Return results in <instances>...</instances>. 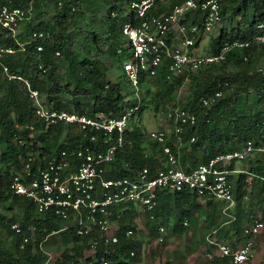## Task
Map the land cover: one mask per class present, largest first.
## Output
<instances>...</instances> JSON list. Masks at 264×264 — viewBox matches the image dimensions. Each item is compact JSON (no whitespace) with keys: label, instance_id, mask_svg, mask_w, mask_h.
<instances>
[{"label":"trees","instance_id":"obj_1","mask_svg":"<svg viewBox=\"0 0 264 264\" xmlns=\"http://www.w3.org/2000/svg\"><path fill=\"white\" fill-rule=\"evenodd\" d=\"M41 2L42 0H0V7L7 4L38 10ZM63 2V9L52 14L49 20L27 23V26H33L48 34L43 41L44 49L39 52L36 43H31L20 56H7L5 61L11 70L20 71L27 76L54 108L91 115L104 113L108 117L121 115L127 107L135 103V97L131 90H123L126 87L124 76L117 80L108 76V67L102 57L108 53L115 62H119L121 69L122 57L117 48L122 44L121 25L129 18L125 15L128 0L109 1L104 18L107 26V41L104 42L108 43V47L104 49L101 45L103 39H100L94 29L93 21L88 20V10L84 3L79 0ZM220 2L222 19L225 14L230 16L231 21L239 16L241 19L236 25L223 26L213 49L207 52H218L225 41L251 37L256 32L258 22L264 21V0ZM114 10L120 13L119 17L112 15ZM196 17L195 15L191 20L196 21ZM81 20L85 21V25L76 26ZM0 44L17 46L11 36H0ZM57 52L60 54L57 55ZM62 64H65L64 69ZM217 67L223 70L213 74ZM205 70L207 76L194 77L192 95L184 103L198 117L196 124L188 127L184 135L187 141L192 136H195V140L186 142L180 148L181 163L187 170L222 153L241 149L248 141H253L257 146L264 145V74L256 70L253 61H245L239 50L232 51L225 62ZM182 79L170 76L169 72L162 69L155 78L142 80L144 97L152 93L153 82H161L163 86L172 89ZM0 89L3 90L0 95V227L12 238L14 245L12 250L4 249L3 238H0V258L9 262L19 260L24 264H38L48 257L41 249V243L53 231H59L65 221L51 213L37 212L30 199L10 191L11 180L22 169L29 154L38 153L39 156L50 157L64 149H72L87 142L82 132L66 124L60 123L46 128L45 123L35 115L34 103L25 88L17 81L3 80L1 68ZM217 90H222L223 95L214 98ZM205 97H213L209 105L203 104ZM143 108L144 105L139 113ZM161 152V145L152 140L148 133L146 135L141 126H128L125 143L118 150L107 177L134 176L137 170L144 167H149L150 175L154 176L156 169L163 165ZM237 162L234 160L229 168L233 169ZM239 162L243 163L247 172H241L237 176L232 173L228 175L229 181L234 185L237 202L230 209L235 219L223 213L226 202L212 197H206L207 211L199 212L205 218L207 230H217L213 237L231 244L239 243L243 239L244 228L253 218L260 217L264 220V183L255 176L264 174V155L256 153ZM248 187L252 189V193L246 200ZM199 198L195 192L189 190L175 194L160 191L159 203L154 211L156 218L151 220L148 217L145 222V228L151 237L159 236L160 224L169 226L171 223L175 233L185 234L188 227L184 221L192 219L193 209L200 206ZM254 199L258 202V212H245L244 202H248L247 205L251 207ZM132 205L133 203H129L122 211L117 243L105 245L100 242L92 250L90 236H80L74 228L59 231L69 246L63 250L57 263L81 264L89 259L101 260L105 257L109 264H145L141 253L143 246L135 234L138 231L137 215ZM4 206L19 208L23 215L8 216L1 211ZM16 221L22 224V233L12 228V223ZM30 226H35V235L25 248H21L24 234L31 232ZM127 229H132L134 234L127 236ZM86 250L90 254L80 260ZM187 257V253L182 255V258ZM208 260V264H232L229 258L218 252L214 253L213 259Z\"/></svg>","mask_w":264,"mask_h":264},{"label":"built area","instance_id":"obj_2","mask_svg":"<svg viewBox=\"0 0 264 264\" xmlns=\"http://www.w3.org/2000/svg\"><path fill=\"white\" fill-rule=\"evenodd\" d=\"M128 0L129 18L121 25L122 44L117 48L121 59V74L129 82L135 103L127 107L119 116L108 117L104 113L94 115L76 110L57 109L47 103L46 96L31 80L20 71L11 70L5 57L17 58L31 43L37 50L44 49L43 41L48 37L44 31L27 26L35 22L32 7H0V36H11L17 46L0 44V68L2 79L17 81L34 103L35 115L46 128L60 123L82 132L87 142L72 149H64L50 157L31 153L24 161L22 169L15 174L10 183V191L30 199L37 212L54 214L65 223L59 231L74 228L80 236H90L91 249L95 250L100 242L111 245L119 241L117 230L120 228L122 211L129 203L138 204L149 215L156 218L154 211L159 203V192L165 190L175 194L185 190L195 192L200 198L212 197L226 202L223 212L229 213L235 204L234 185L228 175L233 171L229 165L242 161L256 153L264 155V145L248 141L241 148L222 153L207 162L187 170L181 163L180 148L189 141L184 135L188 127L197 122L194 111L176 102L169 107L165 117L170 125L151 130L149 137L162 148L163 165L156 169L154 176L150 168L136 171L134 176L107 177L116 159L117 152L125 143V132L131 118L143 106L142 80L155 78L165 69L170 76L189 80L191 73H198L215 64L223 63L229 54L239 50L245 61H253L255 51L263 52V59L255 63L258 72L264 74V21L258 22L256 32L247 39L223 42L218 52L202 53L198 50L200 38L212 32L222 20L220 0ZM119 17L118 11H112ZM197 16L196 21L188 17ZM36 23V22H35ZM260 53V52H259ZM57 55L60 52L56 53ZM42 67V65H40ZM223 95L222 90L214 93ZM213 97H205L204 105H209ZM34 130V126L31 125ZM255 175V174H254ZM264 183V174L255 175ZM21 215L23 211L17 208ZM185 220L184 224L187 225ZM12 228L22 233L20 221L12 223ZM30 234H24L21 248H25L35 235V226H30ZM159 241H164L166 227L158 226ZM59 231H53L58 233ZM217 230L212 231L213 235ZM212 233L207 241L217 252L229 258L232 264H245L256 254L258 239L264 238V220L253 218L244 228L243 239L236 244L218 241ZM134 234L132 229L126 235ZM134 252H132V255ZM214 254L208 253L213 259ZM47 257L38 264L51 263ZM0 264H24L23 261L9 262L0 258ZM69 264V263H68ZM81 264H109L105 257L101 260L89 259Z\"/></svg>","mask_w":264,"mask_h":264},{"label":"rangeland","instance_id":"obj_3","mask_svg":"<svg viewBox=\"0 0 264 264\" xmlns=\"http://www.w3.org/2000/svg\"><path fill=\"white\" fill-rule=\"evenodd\" d=\"M70 1V0H66ZM84 3V6L87 8L88 20L93 21V27L97 30L101 41V45L104 48L108 47L107 41V26L104 23V18L107 15V9L109 7L110 0H79ZM65 2L63 0H42L40 4V9L34 10V18L36 22L49 20L52 14L59 12L63 9ZM128 12V6L126 7L125 14ZM241 17L235 18L231 21L230 16L225 14L221 23L210 33L204 34L199 41L198 50L199 52H207L210 49H213L215 45V40L220 36L221 29L223 26L236 25L240 21ZM85 25V21L81 20L76 24V26L81 27ZM73 25H70L72 27ZM107 43V44H106ZM260 52V53H259ZM103 61L108 67L107 72L108 76L112 80H117L123 75L121 74V69L118 61H114L110 55L104 54ZM263 59V52L255 51L253 54V65ZM65 64H62L64 69ZM228 69L230 68L227 66ZM220 67H217L213 70V74H218L222 71ZM207 71L204 69L198 73H191L189 80L182 79V81L175 88H167L163 86L161 82H153L152 84V93L147 94L144 97V92H142V100L144 108L140 113L130 119L129 126L133 128L135 125L141 126L146 135L151 130L158 129L164 125L169 126L170 120L166 119L165 114L169 107L174 105L176 102H179L184 105L192 95L194 89V77H204L207 76ZM129 82L124 77L125 92L129 91L128 87ZM3 93V90L0 89V95ZM247 200V198H245ZM246 202V201H245ZM244 202V204H245ZM136 209H139L141 212L138 217V228L136 236L140 239L142 248V257L145 261V264H208V253L212 252L213 254L217 250L210 246L209 242L201 240L205 237V233L208 231L198 230L196 225L190 223L189 229L192 232L185 234H177L173 232V225H169L167 228V235L165 236L164 241H159V236L151 237L148 230L145 228L146 215L143 212V208L135 204ZM3 213L8 216L18 217L21 216L17 208H7L6 206L1 209ZM228 216V215H227ZM194 231V232H193ZM205 232L202 236V233ZM201 234V235H200ZM201 236V238H200ZM0 238H3V248L7 250L14 249L12 238L8 237L5 233L3 227H0ZM72 244H70L71 246ZM69 245L63 240L61 233H51L47 236L44 241L41 243L40 247L44 253L51 259V263H57V260L61 257L63 250ZM257 246V245H256ZM259 248V249H258ZM187 253V258H182V255ZM90 254L89 250L85 251V255L79 258L84 260L87 255ZM173 259V260H172ZM74 264V263H71ZM247 264H264V247L260 248L258 245L256 247V256L254 259L247 262Z\"/></svg>","mask_w":264,"mask_h":264},{"label":"crops","instance_id":"obj_4","mask_svg":"<svg viewBox=\"0 0 264 264\" xmlns=\"http://www.w3.org/2000/svg\"><path fill=\"white\" fill-rule=\"evenodd\" d=\"M125 15H127V13L125 14ZM198 16V15H197ZM198 18V17H197ZM190 19V21H192L191 19H193V17H190L189 18ZM200 51V50H199ZM204 53H207V52H204ZM233 170H245V167H244V165H243V163L242 162H237L236 163V165H235V167L233 168ZM232 174H234V175H238L239 173H241V172H238V171H233V172H231ZM250 175H252L253 176V174L251 173V172H248ZM252 193V189L250 188V187H248L247 188V192H246V195H245V198H250L251 197V194ZM206 200H207V198L205 197H203V198H199V203H200V206H199V208H197V209H193V213H194V215H193V217H192V219L191 220H187L188 221V223H187V225L186 226H189L190 225V223H192V224H194V225H196V227H197V229L199 230H203V231H208V232H203L202 233V236H203V234L205 235V237H203V238H201V236H200V238H201V240H207V237H208V235L209 234H211L212 233V231L214 230H207V228H206V225H207V223L204 221V217L199 213V212H201V211H207V205H206ZM221 201V200H220ZM236 203L237 202H235V204H233L231 207H230V209H232L235 205H236ZM247 203L248 202H246L245 204H244V207H245V212H251V211H253L254 213L253 214H255L256 212H258V202L256 201V199H254V201H252V203H251V207H249L248 205H247ZM134 208H135V210H136V215H137V218H136V222H137V224H138V217H139V214H137V212H141L139 209H136V207H135V204H133L132 205ZM139 206V205H138ZM127 207V206H126ZM126 207H125V209H126ZM230 209H229V213L231 214V216H234L231 212H230ZM143 212L145 213V215H146V221H147V218L149 217V215H148V213L143 209ZM224 213V212H223ZM229 217H230V215H228ZM254 216V215H253ZM235 217V216H234ZM150 218V217H149ZM152 220V219H151ZM145 221V222H146ZM165 226V225H164ZM165 227H168V226H165ZM167 228H166V235H167ZM174 232V231H173ZM188 232H192V231H190V229H189V227L187 228V231H186V233H188ZM194 232V231H193ZM159 235H160V233H159ZM201 235V234H200ZM212 236H213V233H212ZM260 246V248H263L264 247V238H262V239H258V241H257V246ZM256 246V247H257ZM259 249V248H258ZM255 256H256V254H255ZM255 258V257H254ZM253 258V259H254ZM209 259V258H208ZM245 264H247V263H245Z\"/></svg>","mask_w":264,"mask_h":264}]
</instances>
